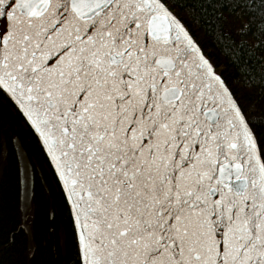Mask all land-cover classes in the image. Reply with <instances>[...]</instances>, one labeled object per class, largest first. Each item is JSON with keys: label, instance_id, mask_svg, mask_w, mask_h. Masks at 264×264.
I'll return each mask as SVG.
<instances>
[{"label": "snow or ice", "instance_id": "6c2138e0", "mask_svg": "<svg viewBox=\"0 0 264 264\" xmlns=\"http://www.w3.org/2000/svg\"><path fill=\"white\" fill-rule=\"evenodd\" d=\"M262 101L264 0H0V106L75 264H264Z\"/></svg>", "mask_w": 264, "mask_h": 264}, {"label": "trees", "instance_id": "16d2710c", "mask_svg": "<svg viewBox=\"0 0 264 264\" xmlns=\"http://www.w3.org/2000/svg\"><path fill=\"white\" fill-rule=\"evenodd\" d=\"M206 55L226 74L232 72L227 41L218 42L203 28L194 33ZM264 103V101H262ZM17 139L33 171L27 224L20 210L19 169L14 149ZM76 245L67 215L44 169L36 143L20 130L10 108L0 106V264H75Z\"/></svg>", "mask_w": 264, "mask_h": 264}, {"label": "water", "instance_id": "95a60500", "mask_svg": "<svg viewBox=\"0 0 264 264\" xmlns=\"http://www.w3.org/2000/svg\"><path fill=\"white\" fill-rule=\"evenodd\" d=\"M14 149L17 156L18 168H19L20 210L23 215V222H24L25 205L26 204L29 205L27 215L30 209L32 186H33V171H32V166L28 160V157L17 139H14ZM25 229L28 235L29 248L32 249L31 234L27 223Z\"/></svg>", "mask_w": 264, "mask_h": 264}, {"label": "bare ground", "instance_id": "6f19581e", "mask_svg": "<svg viewBox=\"0 0 264 264\" xmlns=\"http://www.w3.org/2000/svg\"><path fill=\"white\" fill-rule=\"evenodd\" d=\"M19 169V168H18ZM19 188H20V176H19Z\"/></svg>", "mask_w": 264, "mask_h": 264}]
</instances>
